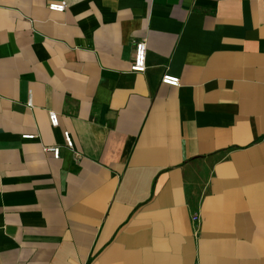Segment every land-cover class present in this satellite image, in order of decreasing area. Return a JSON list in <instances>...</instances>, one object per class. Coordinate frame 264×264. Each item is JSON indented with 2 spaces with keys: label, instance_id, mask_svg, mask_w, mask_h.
Here are the masks:
<instances>
[{
  "label": "crops",
  "instance_id": "crops-1",
  "mask_svg": "<svg viewBox=\"0 0 264 264\" xmlns=\"http://www.w3.org/2000/svg\"><path fill=\"white\" fill-rule=\"evenodd\" d=\"M60 1L0 0V264H264V0Z\"/></svg>",
  "mask_w": 264,
  "mask_h": 264
},
{
  "label": "built area",
  "instance_id": "built-area-1",
  "mask_svg": "<svg viewBox=\"0 0 264 264\" xmlns=\"http://www.w3.org/2000/svg\"><path fill=\"white\" fill-rule=\"evenodd\" d=\"M48 8L51 11L54 12H64L67 8V2L62 0L60 2H52L49 4ZM147 51H148V46H147V41L145 39L139 40L135 43V54H134V60L132 63L131 69L134 72H144L146 70L147 66ZM161 82L164 84H168L170 86H179L180 85V80L176 76H172L169 74H165ZM50 122L51 125L56 127L59 124V119L58 115L54 112L50 113ZM25 138H33V135H25ZM65 140H66V145L68 147H73V141L72 138L69 134V132H65ZM46 152H52L55 158H59L61 154V148L59 146H54V147H46L45 148ZM195 221L197 220V217L195 216L193 218Z\"/></svg>",
  "mask_w": 264,
  "mask_h": 264
}]
</instances>
